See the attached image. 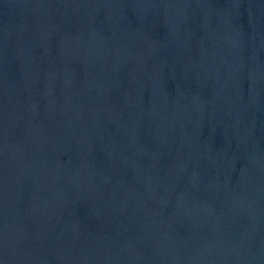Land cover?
Wrapping results in <instances>:
<instances>
[{"label":"water","instance_id":"1","mask_svg":"<svg viewBox=\"0 0 264 264\" xmlns=\"http://www.w3.org/2000/svg\"><path fill=\"white\" fill-rule=\"evenodd\" d=\"M0 264H264V0H0Z\"/></svg>","mask_w":264,"mask_h":264}]
</instances>
